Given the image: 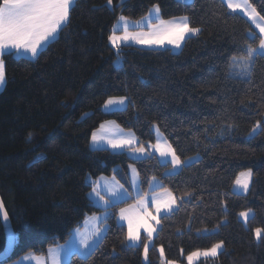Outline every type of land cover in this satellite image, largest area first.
Instances as JSON below:
<instances>
[{
  "label": "trees",
  "instance_id": "1",
  "mask_svg": "<svg viewBox=\"0 0 264 264\" xmlns=\"http://www.w3.org/2000/svg\"><path fill=\"white\" fill-rule=\"evenodd\" d=\"M250 3L264 16V0ZM154 6L164 20L187 17L198 35L180 52L113 48L109 36L118 18L139 20ZM250 31L222 0H76L67 25L36 59L4 55L0 197L16 241L0 264L45 256L68 242L88 217L104 212L89 198L95 181L115 177L131 192L132 165L144 193L157 178L178 204L161 218L147 264H186L191 253L221 241L222 252L197 264H264V131L249 135L257 122L264 127V58L248 77L228 71L232 57L258 47L260 37L250 39ZM120 97L128 99L126 109L103 111ZM107 121L134 132L143 146L155 142L158 127L181 160L193 162L170 175V164L156 156L134 160L127 152L94 150L92 134ZM249 169L250 192L235 193L234 182ZM133 201L112 204L101 243L87 258L73 255L66 264H145L148 239L129 245L128 229L117 221ZM6 243L0 215V255Z\"/></svg>",
  "mask_w": 264,
  "mask_h": 264
},
{
  "label": "snow or ice",
  "instance_id": "2",
  "mask_svg": "<svg viewBox=\"0 0 264 264\" xmlns=\"http://www.w3.org/2000/svg\"><path fill=\"white\" fill-rule=\"evenodd\" d=\"M73 4L74 0H2V3H0V86H3L6 83L5 63L2 57L5 54H11L12 52L17 54L23 52L25 54H31V57L33 58L37 57L39 54L38 49L41 45L48 41L49 38L54 37L59 30H62V28L67 25L70 20V13ZM108 4L111 5L112 0H108ZM227 6L233 11L238 8L245 11L248 19L252 21L255 24V27L259 30L258 33L250 31L247 34L248 37L253 40L259 35L260 39L258 47H252L251 45L247 46L242 49L244 56L239 59L237 57H232L228 65L230 75L243 78L244 76L251 75V68L257 58H264V16H261L254 7H251L248 4V0H244L243 6L239 3H234L233 0H227ZM250 7L251 11H248V8ZM154 12L157 14L158 18L160 12L159 6L154 7ZM120 21L122 22L123 34L118 36L114 31L113 34L109 36L112 46L117 49L120 47L121 42H127L129 40H134L137 44L145 45H159L167 40L168 44H172L178 48L180 47V42L184 40L188 34H197L199 32L198 28L190 26L187 17H182L179 21L172 22L161 20L159 25L154 26L158 29L155 33H131L128 31V19L121 16ZM125 99V97L109 99L106 102L105 107L113 104L123 105ZM258 130L264 131V127L261 126L260 122H257L249 135L252 136L257 134ZM156 132L158 134L157 142L149 145V147L158 152L160 157L164 158L163 163H170L173 171L180 168L182 165L188 166L187 162L181 160L176 150L167 142V139L162 136L158 127L156 128ZM92 140L93 143L98 142V138L95 134H93ZM107 142L113 149L127 147L133 154L138 153L141 156L151 155V153L146 152L143 145H140L139 147H131L136 144V140L132 137L121 139L119 141L108 140ZM132 172L134 174L132 184L135 186L138 174L134 168L132 169ZM252 174L251 169L242 172L240 177H243V179L238 177L235 184L243 189L244 192H247ZM153 180H155V178H153ZM118 187V191H112L111 193L112 196L117 198V200L131 195V193L123 188V185H119ZM92 191L97 196L100 195L96 187H94ZM100 198L103 199V197ZM104 203V217H93L94 221H98L101 224H103V221L108 218V205L112 202L105 201ZM139 203L144 207V211L136 217L135 227H133V220L126 217L124 214L125 210L121 209L120 218L122 220L128 219V232L126 239L131 242L132 245H138L141 242V228L144 229L149 240H151L153 232L156 231V229L149 223L150 220L156 221L157 224L160 223L157 216L153 215L147 209V193L141 197ZM152 203L157 214H160L162 210L167 214L174 210L177 201L171 193H168L167 198L163 200L153 199ZM0 213H2L6 221L7 212L3 211L2 202H0ZM240 215L247 218L249 214L247 212H242ZM102 232V227H94L91 236L96 239H102ZM255 236L258 241L262 238L260 229H256ZM11 239L12 237L10 236V240ZM81 243L85 248L90 247L88 238L82 239ZM143 247L145 259L147 260L149 245L145 243ZM222 247L223 242L221 241L209 249L195 251L187 257L188 264H193L194 259H199L201 256L205 258L216 257ZM161 255H163V249H161ZM53 264H60L58 256L53 257Z\"/></svg>",
  "mask_w": 264,
  "mask_h": 264
},
{
  "label": "crops",
  "instance_id": "3",
  "mask_svg": "<svg viewBox=\"0 0 264 264\" xmlns=\"http://www.w3.org/2000/svg\"><path fill=\"white\" fill-rule=\"evenodd\" d=\"M75 1L76 0H74V3H75ZM179 1L185 3V1L186 2H191L192 0H179ZM145 30H147V29H145ZM60 31L61 30L58 31V35H59ZM113 31H115L114 28H113ZM113 31H112V33H113ZM117 33L120 34L119 31ZM194 36H196V35H194ZM53 38L54 37L49 38V40L46 41L45 43H43L38 50H41L42 48L47 46V44L49 45L52 42ZM122 46H132V45L123 44ZM113 48H115V47H113ZM181 50L182 49H180V51ZM180 51H177V52H180ZM125 100L126 101H125V103L123 105L113 104V105L108 106V108L105 107V105H106V103H105V105L103 107V111L106 112V113H112V112H115V111L124 110L129 105V101L127 99H125ZM154 132L156 134V140L152 144H155L157 142V138H158V134L156 132V128H154ZM93 134H95L97 136V138H98V142L97 143H93V140L91 141V147L94 150H104V149H106V150H110L111 152H114V153L127 152L129 154V156L132 159H134V160L144 159V158L149 156V155L141 156L138 153L137 154H133L130 151V149L127 148V147L126 148H121V149H113L108 144V142H107L108 140L119 141L121 139H127L129 137H132V138H134L136 140V144L132 145L131 147H139L141 145L137 135L134 132L123 130L114 121H107V122L102 123L99 126V128L96 129L93 132ZM93 134H92V137H93ZM149 145H151V144H148V145L144 146L145 149H146V152L151 153L150 156H156L160 160V162L163 163V159L164 158L160 157L159 153L156 152L151 147H149ZM186 162H187V164H190V163L193 162V160H189V161H186ZM163 164H165V163H163ZM168 164H170V163H168ZM170 166H171V169L168 172V174H170V175L178 173L184 167V165H182L180 168H177L175 171H173L171 164H170ZM133 168L136 170V173L138 174L137 182H136L135 186H133V184H132V179H133V176H134V174L132 172ZM129 177H130V183H131V186H132V191L129 192V193H131L130 196L117 200V198L112 196L111 193H112V191H118L119 190L118 186L122 185V184L115 177H101L100 179H98L94 183V187L97 188V191L99 192L100 195L97 196L96 194L93 193V191H91L90 192L91 195L89 194V198H90V200L93 202V204L97 208L102 209V210L105 209V203H104L105 201H111L112 202L111 204L108 205V208H109L112 204H119V203L128 201V200L133 198L134 201L132 203L128 204L127 206L123 207L122 209L125 210V213H124L125 216L128 217V218H131L133 220V227H135L136 217L139 214L143 213V211H144V207L139 203V201H140L141 197L144 196L145 193L143 192V190L141 188V182H140V176H139L138 170L133 165L129 167ZM89 183H92L91 179L89 180ZM168 193H170V192H168L166 189H164L163 184H162V182L159 179H157V178H155V180L152 179L151 186H149V190L147 192V201H148L147 209L153 215H156L157 219L159 221L161 220L162 217H164V216L176 211L177 208H178V204L176 203V205L174 206V210L172 212H169V213L166 214L162 210L160 214L156 213L155 207H154V205L152 203L153 199L163 200V199L167 198ZM171 194H172L173 197H175V195L172 192H171ZM100 197H103V199H101ZM175 199H176V197H175ZM104 215H105V210H104V212H101L100 214H96V215L88 217L85 220V222L82 224V226L74 231V233L72 234V236H71V238L69 239L68 242H66L63 245H60V246L53 247V248L49 249L48 253L45 256H39V255H36V254H27V255L21 257L17 262H15L13 264H53V257L54 256H58L59 257L60 264H66L73 255H77V256H80L82 258H87L88 256H90L93 253V251L101 243V241L103 240V238L105 237L106 232H107V226L105 225V223H106L108 218L103 221V224H101L98 221H94L93 217L103 218ZM108 216H109V212H108ZM120 216H121V210L118 213L117 221H118V223L121 226H125L128 229V219H123L122 220L120 218ZM149 223L156 229V231L153 232L151 240H149V238L147 236V233L144 231V229L143 228L140 229L141 239H142V237H145V238L148 239V242L150 241L148 243L149 244L148 249L151 247L152 241L157 236L158 231H159V229L161 227V223L157 224L156 221H154V220H150ZM97 226L103 228V232H102V237L103 238L102 239H96V238L91 236V233H92L94 227H97ZM84 238H88L89 239L90 247L85 248L83 246L81 241ZM128 243L131 246H139L141 244V242H140L138 245H132L131 242H129V241H128Z\"/></svg>",
  "mask_w": 264,
  "mask_h": 264
},
{
  "label": "rangeland",
  "instance_id": "4",
  "mask_svg": "<svg viewBox=\"0 0 264 264\" xmlns=\"http://www.w3.org/2000/svg\"><path fill=\"white\" fill-rule=\"evenodd\" d=\"M193 1V0H192ZM191 1V2H192ZM224 3L226 4L227 6V0H223ZM76 2V1H75ZM191 2H186L185 3H191ZM234 3H239L241 4L242 6L244 5V0H233ZM75 4V3H74ZM248 4L253 7L250 3V0H248ZM155 7V6H154ZM154 7L149 11L148 15L145 16L144 18L142 19H139V20H131V19H128V22H129V29L128 31L131 32V33H155L158 31V29H156L154 26L156 25H159L160 24V21L163 20V21H168V22H172V21H179L181 18H176V19H172V20H164L162 18V15H161V10L159 12V15H158V18H157V14L154 12ZM228 7V6H227ZM251 7L248 8V11H251ZM160 8V7H159ZM230 9V8H228ZM231 12H234V13H237V14H240L242 15L251 25L252 27L255 29V31L258 33L259 30L255 27V24L250 21L248 19V16L246 15L245 11H243L242 9L238 8L236 9L235 11H233L232 9H230ZM189 21V20H188ZM259 22V21H258ZM156 23V24H155ZM114 29H115V34L116 35H122L123 34V28H122V22L120 21V18H118V20L116 21L115 25H114ZM147 29V30H145ZM120 32V34H118L117 32ZM114 32V31H113ZM113 34V33H112ZM198 34V33H197ZM197 34H188L184 40H182L180 42V47H175L174 45L172 44H168L167 43V40H165V42L163 44H153V45H145V44H137L134 40H129L127 42H121L120 46H122L123 44H129V45H132V46H135V47H138V48H146V49H172L173 51L177 52V51H180V49H182L186 39L190 38V37H194V35H197ZM58 36V32L57 34L54 36L53 40L54 41ZM111 43V41H110ZM112 45V43H111ZM48 46V44H47ZM47 46H45L44 48H42L41 50H38V53L40 54L41 51H43ZM12 54H14V56L16 58H27V59H30V60H34L36 59L37 57L33 58L31 57V54H25L23 52H21L20 54H17L15 52H12ZM38 54V55H39ZM6 55V54H5ZM3 58V57H2ZM239 77V76H238ZM244 77H248V76H244ZM5 85L6 83L3 85V86H0V92L5 88ZM111 99H119V98H111ZM127 99V98H126ZM128 100V99H127ZM126 101V100H125ZM105 105V104H104ZM108 108V107H107ZM163 135V134H162ZM169 143V142H168ZM246 172V171H245ZM240 177V175L238 176ZM241 179H243V177H240ZM252 182H253V174L250 178V182H249V188H248V191L247 192H244L243 189L239 188L235 182H234V186H233V189H234V192L235 193H238V194H248L251 190V186H252ZM142 188V187H141ZM143 190V189H142ZM167 190V189H166ZM168 192L171 193L170 190H167ZM142 240V239H141ZM150 242V241H149ZM147 242V244L149 243ZM149 245V244H148ZM224 250V247H222V249L219 250L218 254L220 252H222ZM212 258H215V257H209V258H205L203 256H201L199 259H194L193 261V264H197L201 261H205V260H208V259H212ZM143 260H144V263L147 264L148 263V258L147 260L145 259V255H143ZM169 264V263H167ZM170 264H173V263H170ZM186 264H188V260L186 258Z\"/></svg>",
  "mask_w": 264,
  "mask_h": 264
},
{
  "label": "water",
  "instance_id": "5",
  "mask_svg": "<svg viewBox=\"0 0 264 264\" xmlns=\"http://www.w3.org/2000/svg\"><path fill=\"white\" fill-rule=\"evenodd\" d=\"M0 202H2L3 204V211H6V208L4 206V203L0 197ZM7 212V211H6ZM1 215V218H2V222L4 224V228H5V232H6V237H7V243H6V249L5 251L0 255V261L6 259L7 257H9L13 251H14V248H15V233L13 231V228H12V225H11V222H10V219L8 217V214H7V220L5 221L2 213H0ZM10 236L12 237V239L10 240Z\"/></svg>",
  "mask_w": 264,
  "mask_h": 264
}]
</instances>
